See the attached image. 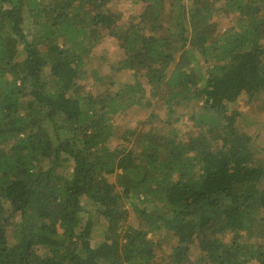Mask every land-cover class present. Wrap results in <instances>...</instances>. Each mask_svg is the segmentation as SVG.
<instances>
[{"label":"trees","instance_id":"obj_1","mask_svg":"<svg viewBox=\"0 0 264 264\" xmlns=\"http://www.w3.org/2000/svg\"><path fill=\"white\" fill-rule=\"evenodd\" d=\"M137 1L124 21L112 0H0V264H264V165L234 109L264 93V0ZM106 38L124 57L98 76ZM125 70L115 93L83 83Z\"/></svg>","mask_w":264,"mask_h":264},{"label":"rangeland","instance_id":"obj_2","mask_svg":"<svg viewBox=\"0 0 264 264\" xmlns=\"http://www.w3.org/2000/svg\"><path fill=\"white\" fill-rule=\"evenodd\" d=\"M171 0H166L169 4ZM113 10L125 14L124 21L128 18L130 14H137L141 12L143 7L142 3H138L137 0H112L109 4ZM226 21L222 22V26H225ZM124 52L119 48V42L113 39H105L99 46H97L92 54L91 62L92 64L88 66V71L93 69L98 70V76H105L109 73V63H114L124 57ZM106 58V60L104 59ZM115 80L112 86L102 85V83L97 82L94 85V79L88 78L87 81L83 83L88 84V89L91 90L96 95L104 96L109 93H115L126 84H133L136 81L135 76L131 71H120L114 72L113 78ZM142 82L146 88L147 94L149 95V86L147 82L142 79ZM234 109L241 111V118L237 121L238 128L248 134L251 137V150L254 159L257 163L264 165V93L257 95L253 101L244 103L240 102L234 106ZM150 111L133 108L125 112V115H120L115 117V124L120 128V132L126 128H135L141 125L147 119ZM192 126L190 123H188ZM158 128H163L164 124L157 125ZM193 127V126H192ZM182 130V127H180ZM165 129V128H164ZM162 129L164 133H167V129ZM115 178V177H114ZM114 180V179H113ZM91 207L90 205L88 206ZM130 222L133 221L134 215L131 212ZM104 223V221H102ZM96 230V229H95ZM233 239L232 232H224L221 235V240L225 244L231 243ZM103 241L102 230H96L94 237L92 239V245L97 246ZM200 250L197 247L192 248L191 260L196 263L197 257H199ZM166 254L158 255L161 262H167Z\"/></svg>","mask_w":264,"mask_h":264}]
</instances>
